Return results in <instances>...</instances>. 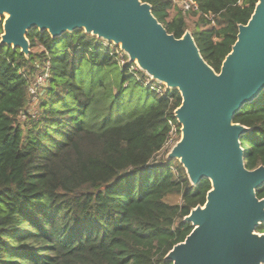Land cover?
I'll use <instances>...</instances> for the list:
<instances>
[{"label":"trees","instance_id":"obj_1","mask_svg":"<svg viewBox=\"0 0 264 264\" xmlns=\"http://www.w3.org/2000/svg\"><path fill=\"white\" fill-rule=\"evenodd\" d=\"M141 1L168 34L190 30L216 73L257 3L195 0L199 12L184 13L171 0ZM185 15L197 18L192 29ZM26 38L28 57L0 45V264H171L166 254L192 230L184 218L210 190L166 158L169 122L180 134L179 93L136 82L133 64L82 30ZM45 63L50 79L32 115L28 88ZM233 122L249 129L246 169L264 166V91Z\"/></svg>","mask_w":264,"mask_h":264},{"label":"water","instance_id":"obj_2","mask_svg":"<svg viewBox=\"0 0 264 264\" xmlns=\"http://www.w3.org/2000/svg\"><path fill=\"white\" fill-rule=\"evenodd\" d=\"M0 45L28 57L29 31L52 39L82 30L117 46L142 73L176 90L173 115L180 138L167 153L195 187L210 182L205 203L184 221L192 226L166 254L171 264H264V166L244 165L241 137L249 129L234 116L264 91V0L238 26L236 41L216 73L190 31L168 34L141 0H0Z\"/></svg>","mask_w":264,"mask_h":264},{"label":"built area","instance_id":"obj_3","mask_svg":"<svg viewBox=\"0 0 264 264\" xmlns=\"http://www.w3.org/2000/svg\"><path fill=\"white\" fill-rule=\"evenodd\" d=\"M171 2L175 4L180 9V11L184 13L199 12V8L195 0H171ZM208 19L212 22V17H208ZM106 44L108 45L107 49H109L110 54L115 56L120 64L128 63L126 56L117 46H114L113 44L109 43ZM44 70L45 72H43ZM130 71L133 72L135 81L140 83L144 87L159 94H162L164 92V89L166 88L164 85L152 80L150 77L142 73L134 64L131 65ZM40 72L35 75L28 88V111L30 110L31 106L35 105L36 107L39 97L44 92V86L47 83L46 81L50 79L49 64L45 63L44 67L42 68V70H40ZM169 125H171V131L169 133V138L164 145V149L166 150L171 149V147L176 143V141H174V138L175 134H178L176 127L171 122H169Z\"/></svg>","mask_w":264,"mask_h":264},{"label":"rangeland","instance_id":"obj_4","mask_svg":"<svg viewBox=\"0 0 264 264\" xmlns=\"http://www.w3.org/2000/svg\"><path fill=\"white\" fill-rule=\"evenodd\" d=\"M177 7V6H176ZM178 8V7H177ZM179 9V8H178ZM180 10V9H179ZM185 17L187 18V25H188V27H189V29H192L193 27H194V23L196 22H198L197 21V18H194V19H190V17H188V15H185ZM188 31H190V30H188ZM42 72V71H41ZM40 72V73H41ZM43 72H45V70L43 71ZM49 81V79L46 81V82H48ZM47 84V83H46ZM46 84H45V86H44V90H46ZM41 93V92H40ZM34 109H35V105L34 106H31L30 107V112H33L32 113V115L34 114ZM179 138H180V135H179V137H178V134H175V138H174V141H178L179 140ZM168 152L170 151V149L169 150H167ZM163 161V154L161 153L157 158H156V160H155V162H156V164H159V163H161Z\"/></svg>","mask_w":264,"mask_h":264}]
</instances>
